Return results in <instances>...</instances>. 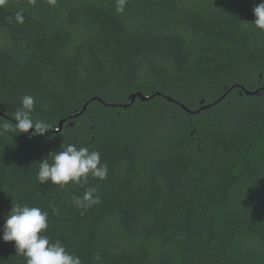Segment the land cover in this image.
Wrapping results in <instances>:
<instances>
[{
    "label": "trees",
    "instance_id": "16d2710c",
    "mask_svg": "<svg viewBox=\"0 0 264 264\" xmlns=\"http://www.w3.org/2000/svg\"><path fill=\"white\" fill-rule=\"evenodd\" d=\"M260 2L126 0L122 13L116 0L0 5V120L15 124L30 94L33 120L51 125L32 138L0 131V264H25L2 240L16 204L47 212L44 234L82 264H264ZM21 10L23 24L9 22ZM135 94L150 99L124 108ZM63 144L107 163V179L85 186L99 204L78 208L79 184L36 180Z\"/></svg>",
    "mask_w": 264,
    "mask_h": 264
},
{
    "label": "clouds",
    "instance_id": "9594fccd",
    "mask_svg": "<svg viewBox=\"0 0 264 264\" xmlns=\"http://www.w3.org/2000/svg\"><path fill=\"white\" fill-rule=\"evenodd\" d=\"M126 0H116V12L124 11ZM5 0H0L4 5ZM255 28L264 31V0L254 6ZM13 19L16 23L23 24V11L15 13L14 18L8 17L9 22ZM35 98L30 94L21 97V104L14 114L15 124L6 119L0 120V131H13L19 134H29V138L44 136L51 125L42 120H33L32 112L35 106ZM36 174V180L44 185L49 182L52 185L66 186L70 182L79 184L85 188L82 196L73 197V202L78 208L87 209L100 203V196L96 194L95 187H85L88 177L105 180L108 174L107 163L101 162L98 151H90L87 147L77 148L73 144L62 145L61 149L42 158ZM48 228V214L39 207H30L27 204L11 206L10 212L2 229V240L14 242L17 255L23 256L25 264H82L79 256L69 253L60 242H50L44 233ZM96 259L99 260V254Z\"/></svg>",
    "mask_w": 264,
    "mask_h": 264
},
{
    "label": "water",
    "instance_id": "95a60500",
    "mask_svg": "<svg viewBox=\"0 0 264 264\" xmlns=\"http://www.w3.org/2000/svg\"><path fill=\"white\" fill-rule=\"evenodd\" d=\"M234 88H240V89H242V90L245 92V94H246V95H249V96H255V95H257V94L260 92V90H258V91H249V90L245 89L243 86H240V85H236V86H234V87L232 88V90H233ZM228 93H229V92H228ZM228 93H227V94H228ZM138 97L141 98L142 100L150 99L149 97H144L142 94H135V95L132 97L131 102L128 103L127 105H124L123 107H124V108H127V107L131 106V105L133 104V102L136 100V98H138ZM225 97H226V95L223 96L221 99H219V100L217 101V103L220 102L221 100H223ZM168 99H169V101H172V102L174 101L171 97H169ZM93 100H99V101L102 102V100H100V99H98V98L93 99ZM93 100H92V101H93ZM201 103L204 104V101H202ZM87 106H88V103H86V105L84 106V109L82 110V112L77 113L76 115L71 116L69 119H72V118L76 117L77 115H82V114L85 112V110L87 109ZM208 107H209V106H204V105H203V107H202L201 109H199L198 111H191V110L188 109L187 107L183 106V108H184L189 114H199V113L202 112V110H205V109H207ZM65 122H66V120H63V121L60 122V129H59V130H56V132H59V131H61V130L63 129V127H64V125H65ZM30 131H34V129H32V130H30Z\"/></svg>",
    "mask_w": 264,
    "mask_h": 264
}]
</instances>
